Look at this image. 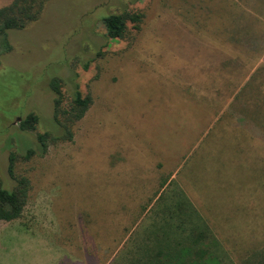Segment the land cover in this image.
Instances as JSON below:
<instances>
[{
	"label": "rangeland",
	"instance_id": "rangeland-1",
	"mask_svg": "<svg viewBox=\"0 0 264 264\" xmlns=\"http://www.w3.org/2000/svg\"><path fill=\"white\" fill-rule=\"evenodd\" d=\"M123 13H142V24L110 39L102 20ZM9 35L14 51L0 66L5 181L11 152L59 130L52 80L62 79L66 98L78 85L93 103L73 142L20 165L31 189L22 218L0 222V264H147L145 250H156L181 202L185 216L168 223H196L193 204L222 246L217 264L254 252L250 264H264V142L232 116L236 89L249 81L241 106L262 131L264 0H53ZM31 113L40 122L23 132ZM175 231L164 237L170 245Z\"/></svg>",
	"mask_w": 264,
	"mask_h": 264
},
{
	"label": "trees",
	"instance_id": "trees-1",
	"mask_svg": "<svg viewBox=\"0 0 264 264\" xmlns=\"http://www.w3.org/2000/svg\"><path fill=\"white\" fill-rule=\"evenodd\" d=\"M51 1L53 0H13L9 6L0 9V66L2 58L14 51L10 41V32L25 30L37 23ZM143 18L142 13H123L105 16L102 21L107 31V36L110 39L117 40L126 38L129 23L136 28H140ZM257 44L258 40L253 43L250 42L252 47ZM62 84L64 83L59 78L52 80L50 84L54 93V122L59 130L57 132L48 131L44 134H39L37 136V149H29L24 154L11 152L8 160V177L6 181L0 174V222H13L21 219L24 214L31 186L29 179L20 169V165L32 161L35 157L44 156L51 145L73 142L76 125L84 119L91 108L92 98L83 95L78 85L73 88L69 98H66L62 91ZM250 85L251 83L248 81L245 85L236 89L238 91L235 93L234 102L232 103V116L237 121L235 123L236 128L247 129L253 125L255 130L262 135V141L264 142V122L262 123L261 131L256 127L253 116L245 110L246 105L241 106L242 103H245L242 98ZM235 102L238 105L236 103L234 106ZM39 122V117L31 113L21 122L20 129L23 132H32L36 130ZM247 139L245 136L243 137V140ZM171 184L170 182L169 185ZM175 190L181 189L175 186ZM164 193L160 194L158 200L165 198ZM187 204L190 209L188 220H193L194 217L198 221L189 227H185L182 223L179 225L168 223L170 222L168 219H175V215L179 218L185 216V203H179L178 207L173 209L175 213H170L171 217L165 219L167 222L166 230H161L160 233L156 234V237L159 238V244L155 247L156 250L154 251L151 248L145 250L148 258L147 264L218 263V252L222 251V246L217 241L214 228L210 227L193 204ZM173 229L180 235L175 241L176 243L170 245L164 237L171 235ZM256 253H251L250 257L253 258ZM251 258L244 261L243 264H250Z\"/></svg>",
	"mask_w": 264,
	"mask_h": 264
},
{
	"label": "crops",
	"instance_id": "crops-1",
	"mask_svg": "<svg viewBox=\"0 0 264 264\" xmlns=\"http://www.w3.org/2000/svg\"><path fill=\"white\" fill-rule=\"evenodd\" d=\"M263 56V55H262ZM260 66H264V56H263V58H262V60H261V62H260ZM263 69V67H260L259 69H257V71L255 72V74L258 72V70L259 71H261ZM254 74V75H255ZM250 80H251V78H250Z\"/></svg>",
	"mask_w": 264,
	"mask_h": 264
}]
</instances>
